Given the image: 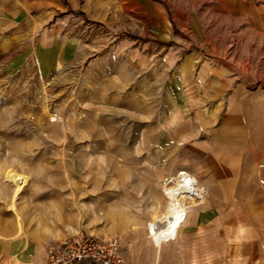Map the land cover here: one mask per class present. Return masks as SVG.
I'll use <instances>...</instances> for the list:
<instances>
[{
	"label": "rangeland",
	"instance_id": "obj_1",
	"mask_svg": "<svg viewBox=\"0 0 264 264\" xmlns=\"http://www.w3.org/2000/svg\"><path fill=\"white\" fill-rule=\"evenodd\" d=\"M200 186L187 227L210 247L183 264H264V0H0L14 259L74 236L148 256Z\"/></svg>",
	"mask_w": 264,
	"mask_h": 264
},
{
	"label": "crops",
	"instance_id": "obj_2",
	"mask_svg": "<svg viewBox=\"0 0 264 264\" xmlns=\"http://www.w3.org/2000/svg\"><path fill=\"white\" fill-rule=\"evenodd\" d=\"M196 202L189 204L185 214L177 220L175 228L172 232L168 233H154L150 234L151 244L155 247L156 250L149 253L148 256L142 254L141 251L137 249H130L124 252V264H151L150 258L156 259L155 264H183V260L189 257V242L191 237L195 236L196 238L191 239L192 241L196 240L197 251L198 253L205 252L206 247H210L211 240L207 238V231L205 225H221L230 223V217L226 216L224 213L223 223L218 222L217 218H214L215 221H201L204 217H200L199 222H194V224H199L198 229H203L199 234L202 236L198 237L196 234H192L193 229L187 227L189 222V215L196 209V206L200 203L199 201L203 199V188L200 186L197 191ZM194 196V195H193ZM201 209V207H200ZM226 220V221H225ZM242 225V224H241ZM187 227V228H186ZM167 232V231H166ZM221 240H219L220 242ZM231 243V239L229 240ZM218 242V240H217ZM11 244V243H10ZM7 242L0 244V264H31L26 257L29 255V252H23L25 249L22 248V252L18 254V258L14 259V247ZM218 244L214 243L213 247H217ZM187 247V248H186ZM201 247L202 249H199ZM200 255V254H199ZM158 262V263H157ZM192 264H197L192 262Z\"/></svg>",
	"mask_w": 264,
	"mask_h": 264
},
{
	"label": "built area",
	"instance_id": "obj_3",
	"mask_svg": "<svg viewBox=\"0 0 264 264\" xmlns=\"http://www.w3.org/2000/svg\"><path fill=\"white\" fill-rule=\"evenodd\" d=\"M123 264V247L117 238L74 236L51 243L46 264Z\"/></svg>",
	"mask_w": 264,
	"mask_h": 264
}]
</instances>
